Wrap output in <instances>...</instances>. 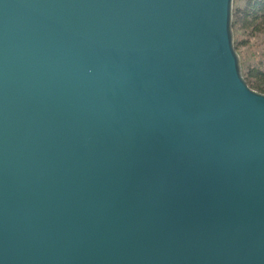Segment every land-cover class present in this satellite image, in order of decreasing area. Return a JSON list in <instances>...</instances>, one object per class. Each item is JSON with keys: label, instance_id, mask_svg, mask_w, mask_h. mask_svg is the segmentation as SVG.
Listing matches in <instances>:
<instances>
[{"label": "water", "instance_id": "95a60500", "mask_svg": "<svg viewBox=\"0 0 264 264\" xmlns=\"http://www.w3.org/2000/svg\"><path fill=\"white\" fill-rule=\"evenodd\" d=\"M234 1L0 0V264H264Z\"/></svg>", "mask_w": 264, "mask_h": 264}, {"label": "trees", "instance_id": "16d2710c", "mask_svg": "<svg viewBox=\"0 0 264 264\" xmlns=\"http://www.w3.org/2000/svg\"><path fill=\"white\" fill-rule=\"evenodd\" d=\"M233 32L237 52L249 47L252 40L260 44V57L242 73L252 90L264 94V0L234 1Z\"/></svg>", "mask_w": 264, "mask_h": 264}, {"label": "rangeland", "instance_id": "374dc122", "mask_svg": "<svg viewBox=\"0 0 264 264\" xmlns=\"http://www.w3.org/2000/svg\"><path fill=\"white\" fill-rule=\"evenodd\" d=\"M244 39H248L246 36ZM239 40H243L242 37L239 38ZM234 42H235V36H234ZM260 44H258L257 41L252 40L251 45L247 48H241V50L238 52L240 60H241V67L242 72L246 70L250 65H254L257 58L260 57L259 52L261 50Z\"/></svg>", "mask_w": 264, "mask_h": 264}]
</instances>
